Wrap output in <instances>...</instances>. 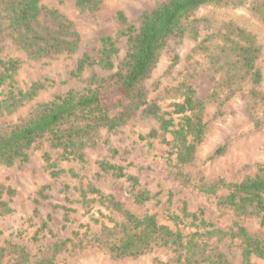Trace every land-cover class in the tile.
Instances as JSON below:
<instances>
[{"label": "rangeland", "instance_id": "obj_1", "mask_svg": "<svg viewBox=\"0 0 264 264\" xmlns=\"http://www.w3.org/2000/svg\"><path fill=\"white\" fill-rule=\"evenodd\" d=\"M162 1L102 0L97 10L82 11L75 0H40L42 5L57 9L72 23L79 38L78 49L52 58L33 59L11 42L6 30L0 32V58L17 57L21 60L14 75L15 86L25 90L36 80H43L46 85L33 100L11 115L1 116L0 124L15 122L35 104L69 89L82 87L84 83L72 75L77 59L84 53L97 57L100 38L117 36L124 26L118 13L123 14L128 22L138 25L140 15ZM253 1L240 0L226 6L200 5L189 19H195L189 24L196 28L197 37L185 35L180 40L170 39L150 77L144 82L148 99L155 100L162 111L171 110L172 102L181 101L180 91L172 89L179 83L191 85L195 95L204 101L207 123L204 139L197 147L193 163L179 168L193 180L204 175L239 181L245 175H253L258 165H264V103L250 94V89L255 86L250 76L240 82L234 94L220 103L228 94V88L220 83L224 70H215L214 63H221L226 56L231 60L232 53L226 48L231 44L229 39L234 38L231 33L234 27L251 33L260 48L254 61L255 68L261 73L256 88L264 95V22L250 10ZM116 45L119 50L113 60L118 64L126 51V37H119ZM221 46L225 50H221ZM93 72L106 77L111 70L95 64L87 67L81 77L86 78ZM5 90L4 86L0 87V98ZM216 90L217 94L212 95ZM157 126L154 117L143 116L138 111L112 131L99 129L95 145L84 150V161L62 159L58 150L41 141L30 150L29 159L24 164L0 165V184L14 191L10 195L5 190L0 198L11 208L8 213L0 212V244L6 241L19 243L30 254L27 264H37L39 259L51 256L52 244L56 240L69 237L76 243L86 230L87 237L98 231L101 222L111 226L114 221L121 220V216L109 212L97 200L90 201L88 206L82 205L79 191L88 183L104 194L112 195L139 216L155 214L160 224L170 228L175 226L168 217L171 211H178L182 201L191 211L203 209L206 221L227 227L231 223V213L216 202V196L226 190L221 189L216 195L205 194L190 183H182L174 175L177 168L173 166V160L167 159L169 145L162 142L161 137L139 138L140 134L144 135ZM165 138L171 139L170 134ZM45 152L54 164L52 168L44 159ZM100 160L120 165L125 173L136 176L138 184L135 189L125 177H116L110 171L101 170ZM52 169L59 170L58 174L51 175ZM137 188L156 193V197L137 204L133 201ZM87 197L95 195L88 194ZM34 208H37L36 214L33 213ZM42 221L47 227L39 230ZM243 223L264 239V227L258 225L256 217L249 216ZM191 229L186 227L183 231ZM37 230V239H34ZM76 230L80 233L77 238ZM66 247L54 256L57 264H171L168 261L172 256L171 250L164 247L125 258H112L92 247L80 248L70 243ZM222 250L231 264H241L236 241H227ZM251 260L254 264H264V260L257 257Z\"/></svg>", "mask_w": 264, "mask_h": 264}, {"label": "trees", "instance_id": "obj_2", "mask_svg": "<svg viewBox=\"0 0 264 264\" xmlns=\"http://www.w3.org/2000/svg\"><path fill=\"white\" fill-rule=\"evenodd\" d=\"M101 2L75 0L82 11H95ZM236 2L240 0H164L144 11L138 25L128 22L123 14L118 13L124 26L117 36L100 38L97 57L84 53L77 59L72 75L84 83L82 87L69 89L35 104L15 122L0 124V165L12 166L27 162L30 150L41 141L58 150L62 159L84 161V150L95 145L99 129L112 131L138 111L143 116H152L158 126L144 135L140 134L139 138L161 137V141L169 145L167 159L173 160L172 164L177 168L174 175L182 183H190L205 194L216 195L225 189L224 194L216 196V202L231 213V223L225 228L215 226L203 217V209L191 211L182 201L178 211H171L168 217L175 226L170 228L160 224L155 214L139 216L112 195L104 194L88 183L79 191L82 205L85 207L90 201L97 200L122 219L114 221L111 226L101 222L98 231L87 237L86 230L76 243L69 237L56 240L52 244L51 256L39 259L37 264H57L54 256L67 248L68 243L80 248H97L112 258L137 257L154 248L164 247L172 252L168 261L171 264H231L222 246L227 241H236L241 264H254L252 257L264 260V239L243 223L245 218L254 216L258 225L264 227V165H258L253 175H245L239 181L204 175L191 179L179 168L193 163L197 147L204 139L207 124L204 101L195 95L191 85L179 83L172 89L180 91L181 101L172 102L171 110L162 111L155 100L148 99L144 87L170 39L180 40L185 35L197 37L196 28L189 24L195 19H189L200 5L226 6ZM250 10L264 22V0H254ZM5 30L11 42L33 59L52 58L78 49L79 38L72 23L57 9L42 5L40 0H0V32ZM231 33L234 38L227 37L231 44L226 48L232 53L231 60L226 56L221 63L214 62L215 70H224L220 83L228 88V94L220 103L234 94L240 82L249 76L255 85L250 94L264 103V95L256 88L261 73L254 65L260 48L253 35L242 28L234 27ZM122 36L126 37V51L121 61L115 64L113 57L119 50L116 42ZM220 49L225 50L223 46ZM20 63L17 57L0 58V87L6 88L0 98V117L11 115L46 87L43 80H36L25 90L17 88L14 75ZM95 64L111 70L110 74L103 77L93 72L82 78L83 71ZM216 94L217 90L212 95ZM166 134H170L171 139H166ZM44 159L49 167L54 166L47 152ZM99 167L116 177H125L133 189L138 184L137 177L125 173L120 165L100 160ZM58 172L50 170L53 176ZM5 190L10 195L14 192L0 184V198ZM88 194L95 197L88 198ZM155 197L156 193L137 188L133 201L144 204ZM10 211L7 202L0 199L1 214ZM33 213H37V208ZM46 227V222L42 221L39 230ZM186 227L192 229L185 232L183 229ZM37 234L38 230L34 239H37ZM79 235L76 230V238ZM29 260L30 254L19 243L6 241L0 244V264H27Z\"/></svg>", "mask_w": 264, "mask_h": 264}]
</instances>
